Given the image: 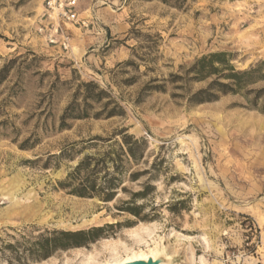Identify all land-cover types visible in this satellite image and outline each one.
<instances>
[{
  "label": "rangeland",
  "instance_id": "1",
  "mask_svg": "<svg viewBox=\"0 0 264 264\" xmlns=\"http://www.w3.org/2000/svg\"><path fill=\"white\" fill-rule=\"evenodd\" d=\"M67 1L0 0V264H99L153 244L161 264H264V65L201 103L217 75L187 72L214 52L235 70L264 62V0H73L70 19ZM73 102L83 116L63 125ZM84 157L72 185L117 177L111 200L61 184ZM98 226L46 259L25 251Z\"/></svg>",
  "mask_w": 264,
  "mask_h": 264
},
{
  "label": "trees",
  "instance_id": "2",
  "mask_svg": "<svg viewBox=\"0 0 264 264\" xmlns=\"http://www.w3.org/2000/svg\"><path fill=\"white\" fill-rule=\"evenodd\" d=\"M228 56L225 52H214L207 55H203L198 58L193 65L188 69V73L192 74V79L201 80L209 75H217L216 79H213L209 85L195 92L192 97H190L191 102L201 103L203 101H208L213 99L216 96L215 91L221 93H237L246 88L249 84L254 83L255 81L261 79L263 74H261V67L264 65V62H260L253 67H250L245 70H235L232 65L229 64V60L226 58ZM219 78H223L226 81H220ZM213 90V92H212ZM264 89H260L254 97L255 100L260 96ZM77 104L75 102L68 105L64 114L62 115V124L67 118H80L81 113L77 110ZM264 110V109H263ZM132 136H125L123 138V143L127 147V154L132 158L135 157L138 139L132 140ZM91 158L84 157L73 169L71 173L68 174L67 179L61 183L63 187H71V193L80 197H92L94 195L100 196L104 201H109L114 196L115 181L117 177L112 178L111 180H103V183L100 184L98 189L95 188L96 180L95 178H85V183L82 182L79 186H73L74 179L77 178L82 170H85L89 167ZM135 177V174L133 175ZM119 178V177H118ZM147 188H144L142 191H138L134 196L144 197L147 194ZM127 204L131 201H126ZM140 206L128 205L125 207V210L133 214L134 216H139ZM111 226V225H108ZM103 227H92L88 230H52L45 231L44 233L39 234L36 239L29 243V247L25 251L34 261H39L46 259L53 252L58 249H67L70 247H79L84 245L87 242L96 240L101 236V231ZM7 247L12 248L11 244Z\"/></svg>",
  "mask_w": 264,
  "mask_h": 264
},
{
  "label": "bare ground",
  "instance_id": "3",
  "mask_svg": "<svg viewBox=\"0 0 264 264\" xmlns=\"http://www.w3.org/2000/svg\"><path fill=\"white\" fill-rule=\"evenodd\" d=\"M94 222H95V218H90V219L85 218L79 225H85V224L94 223ZM60 223H63V222H60ZM64 225H66V224H64ZM135 236L138 237L137 234H135ZM147 244H149V243H147ZM153 245H154L153 247H148L146 251L139 249L137 252H133L132 254L126 255L125 257L115 258V259L109 260L108 262H103V263H99V264H119V263H124L127 261L136 260V259H147L149 257L156 259L163 254L164 248L158 244H153ZM169 254H170V252H169ZM169 254H168V256L170 257Z\"/></svg>",
  "mask_w": 264,
  "mask_h": 264
},
{
  "label": "water",
  "instance_id": "4",
  "mask_svg": "<svg viewBox=\"0 0 264 264\" xmlns=\"http://www.w3.org/2000/svg\"><path fill=\"white\" fill-rule=\"evenodd\" d=\"M166 260L167 259L165 258V256L161 255L156 259L149 257L147 259H136V260L127 261V262L119 263V264H161L165 262Z\"/></svg>",
  "mask_w": 264,
  "mask_h": 264
},
{
  "label": "built area",
  "instance_id": "5",
  "mask_svg": "<svg viewBox=\"0 0 264 264\" xmlns=\"http://www.w3.org/2000/svg\"><path fill=\"white\" fill-rule=\"evenodd\" d=\"M73 3H74L73 0H68L67 1V6H68L67 9H64L63 7H61V9H62V12H61L62 15L64 17H66L67 19L73 18L75 16V14L72 13V10H71V7H72ZM54 31L57 32V28H55ZM48 38H49V42H51V43L54 42L53 34H50Z\"/></svg>",
  "mask_w": 264,
  "mask_h": 264
}]
</instances>
